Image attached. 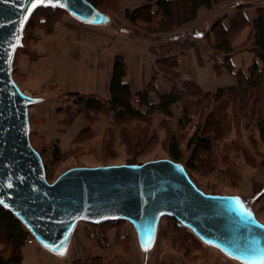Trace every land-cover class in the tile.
<instances>
[{"label": "water", "instance_id": "95a60500", "mask_svg": "<svg viewBox=\"0 0 264 264\" xmlns=\"http://www.w3.org/2000/svg\"><path fill=\"white\" fill-rule=\"evenodd\" d=\"M41 7L64 9L93 26L112 21L89 0H0V204L41 247L62 257L80 220H129L141 250L149 253L161 217L170 216L225 256L242 264H264V223L246 196L202 191L179 160L73 166L54 181L47 179L29 121V106L44 98L22 91L13 77L25 29Z\"/></svg>", "mask_w": 264, "mask_h": 264}, {"label": "rangeland", "instance_id": "374dc122", "mask_svg": "<svg viewBox=\"0 0 264 264\" xmlns=\"http://www.w3.org/2000/svg\"><path fill=\"white\" fill-rule=\"evenodd\" d=\"M99 2L101 8L112 17L109 26L116 30H125L132 35L149 36L155 41L159 40L157 45L175 38L174 36L164 38L162 35L169 31H158L161 27L168 28V23L160 15L155 17L152 24L145 22L134 24L128 18L129 22L121 18L122 13L125 15V11L121 13L119 0H99ZM41 13L35 15L31 26L25 31V46L17 51L13 75L18 81L26 78L18 71L19 57L26 54L33 61L40 58V54L31 49L32 40L40 38L39 32L51 35L56 25L62 23L63 19H75L68 11L62 9V14L50 28V19L44 22L46 18L40 15ZM171 25L173 27V24ZM148 27L150 29L146 30ZM177 29L179 26H174L170 31ZM154 49L150 47V52L160 58L159 53ZM159 58L155 60L153 72L158 66ZM51 88V94L46 97V102L54 107L55 115L59 116V119L63 116V119L58 121V138H47L32 128L30 132L32 145L42 154L46 177L50 182L73 166L140 164L158 158H172L169 145L172 137L175 136L182 154L179 161L184 163L198 188L209 194H243L255 214L257 212L260 219L264 220V214L259 212L258 199L259 194L264 191V187L260 189L263 184L254 190L250 188V183L255 182L254 170L264 162V142L261 141L257 128L258 119L264 117V80L262 88L249 97L235 98L228 95L217 98L212 95H198L175 104L172 116L157 111L147 120L132 119L120 122L110 111L93 115L78 113L70 125L65 124L68 108L74 112L79 107L68 95L72 91L59 90L54 85ZM31 93L36 96L42 94ZM100 97L105 100L108 98ZM32 107L33 105L29 106L30 126L33 124V128L37 130L44 124L45 119L38 118ZM77 119L83 122V126L78 129L76 136L68 137L67 145L62 146L60 136L64 130L62 128L59 130L60 126L68 128ZM196 132L210 135L214 150L210 153H200L195 163L196 169H192L189 163L193 147L189 142ZM56 147L59 149V154L55 152ZM259 189L261 191H258ZM112 221L80 222L74 233L72 254L66 262L68 264H144L148 257L147 264H171L164 257L169 253L181 252L185 255V259L181 261L183 264H196L205 257L207 244L174 217H161L158 240L155 242V249L153 247L149 253L143 252L135 241L133 224L129 220ZM22 225L30 235L26 226L23 223ZM36 244V242H26L25 245L36 246ZM207 247L215 248L211 245ZM9 253V243L0 239V256L7 257ZM48 256L51 257L49 254ZM47 262L48 259L44 258V263Z\"/></svg>", "mask_w": 264, "mask_h": 264}, {"label": "crops", "instance_id": "0c3cea01", "mask_svg": "<svg viewBox=\"0 0 264 264\" xmlns=\"http://www.w3.org/2000/svg\"><path fill=\"white\" fill-rule=\"evenodd\" d=\"M143 3L145 0H119V8L122 13ZM246 4L249 5L244 6ZM157 9L156 6L153 7L154 12H157ZM263 12L264 0H217L211 7H200L196 17L179 26V29L165 32L162 35L164 38L174 36L177 41L189 43L185 51L177 57L181 79L195 82L203 92H214L234 85L236 79L231 72L227 69L217 70V64L224 60V56L214 51L217 38L213 26L220 23L222 29L229 32L231 45L237 49L231 56L234 71L247 73L257 60L250 49L254 36L253 23ZM237 14L245 18L246 24L238 26L235 23L234 18ZM121 18L129 22L123 13ZM39 37L32 40L31 49L40 54V58L33 61L29 55H21L18 59V71L26 78L15 81L22 91L42 93L37 96L45 97V101L32 107L38 118L45 119L44 124L37 130L31 124V128L47 138H58V121L63 119V116L59 119V116L55 115L54 107L46 102V97H49L52 91L51 86H57L59 90L108 97L115 57L124 55L126 62L124 80L130 84L135 95L151 83L153 67L158 57L150 52V47L160 46L157 45L159 40L155 41L149 36L132 35L125 30H116L112 26L88 25L72 18H65L62 23H58L53 34L45 35L39 32ZM170 40L163 41V44ZM154 86L157 92L162 93L170 92L174 84L171 80L158 78ZM82 126L83 122L78 119L68 128L60 126L59 130L61 128L64 130L61 136L59 135L61 145H67L68 137L76 136ZM253 175L255 182L250 183V188L254 190L263 184L260 187L263 189L264 162L254 170ZM258 199L259 212L264 214V191L259 194ZM75 230L65 257L46 250L36 242V246L23 247L21 264H46L44 258L48 259L47 264H68L66 260L72 254ZM205 248L204 259L196 264H240L232 258H226L215 248L207 246ZM164 258L171 264L177 262L183 264L181 261L185 259V255L175 252ZM147 260L148 257L144 264H147Z\"/></svg>", "mask_w": 264, "mask_h": 264}, {"label": "trees", "instance_id": "16d2710c", "mask_svg": "<svg viewBox=\"0 0 264 264\" xmlns=\"http://www.w3.org/2000/svg\"><path fill=\"white\" fill-rule=\"evenodd\" d=\"M93 5L103 12L99 0H89ZM217 0H145V3L134 9H126L125 17L132 23L145 22L152 24L157 15H160L168 28L161 27L158 31H170L174 26H181L193 20L197 15V10L202 7H211ZM104 2V1H103ZM246 4L244 6H247ZM156 6L157 12L153 11ZM45 17L44 22L49 21V27L52 28L55 20L62 14L61 8L41 7L30 19L26 30L31 26L35 15ZM108 13V12H106ZM109 14V13H108ZM238 26L246 24L245 18L237 14L234 18ZM173 24V27L172 25ZM254 36L250 49L256 56V61L249 68L248 72L234 71L231 63V56L237 52L231 45L229 32L222 29L220 23L213 26L217 41L214 51L223 54L224 60L217 64V70L227 69L236 79L232 86L220 88L214 92H203L201 88L193 81L181 79L177 57L183 53L189 46V43L171 39L170 42L155 47L154 51L159 53L160 58L158 66L153 72L151 83L140 92L133 95L130 84L124 80L126 76V62L122 55H116L111 81L109 85V95L105 100L98 95L83 94L79 92H70L68 95L73 98V102L78 105L76 111H70L68 108L65 124L70 125L78 113L93 115L104 111H110L115 114L116 120L125 122L132 119L147 120L155 112H163L167 116H172L173 106L177 103L187 101L198 95H212L217 98L232 95L235 98H246L260 90L264 80V12L254 21ZM150 29L149 27L146 30ZM25 38V36H24ZM23 44L25 46L24 40ZM158 78L171 80L174 84L170 92L159 93L155 90L154 82ZM154 93V95H153ZM135 97V99H134ZM257 128L261 141L264 142V117L261 116L257 122ZM190 146L193 147V154L189 166L196 169L195 163L200 153H210L214 150L213 139L207 133L200 134L196 132L190 139ZM56 154L59 149L56 147ZM169 153L175 160L182 157L181 150L175 136L172 137L169 145ZM108 222H113L108 221ZM105 223V222H103ZM107 223V222H106ZM29 236L22 222L9 210L0 204V239L9 243L10 253L7 257L0 256V264H21L22 249Z\"/></svg>", "mask_w": 264, "mask_h": 264}, {"label": "bare ground", "instance_id": "6f19581e", "mask_svg": "<svg viewBox=\"0 0 264 264\" xmlns=\"http://www.w3.org/2000/svg\"><path fill=\"white\" fill-rule=\"evenodd\" d=\"M17 54V53H16ZM16 58V57H15ZM13 77H14V75H13ZM37 104V103H36ZM36 104H34V105H36ZM33 105V106H34ZM188 171V170H187ZM260 190V189H259ZM258 190V191H259ZM257 191V192H258ZM235 194V193H234ZM256 216H257V218L260 220V221H262L263 223H264V221L263 220H261L260 219V217H259V214L256 212ZM83 220H80V221H78L77 222V225L80 223V222H82ZM78 228V227H77ZM134 228V227H133ZM76 231H77V229H76ZM134 238H135V241H137V233H136V231H135V228H134ZM138 242V241H137ZM206 246H208V244L206 245ZM218 250V252L220 253V250L219 249H217ZM212 251V250H211ZM214 252V251H213ZM225 256V255H224ZM226 258H228L227 256H225ZM235 261V260H234ZM236 262H238V261H236Z\"/></svg>", "mask_w": 264, "mask_h": 264}, {"label": "built area", "instance_id": "2783aa9c", "mask_svg": "<svg viewBox=\"0 0 264 264\" xmlns=\"http://www.w3.org/2000/svg\"><path fill=\"white\" fill-rule=\"evenodd\" d=\"M26 242H29V243H35V238L30 234L26 240Z\"/></svg>", "mask_w": 264, "mask_h": 264}, {"label": "snow or ice", "instance_id": "6c2138e0", "mask_svg": "<svg viewBox=\"0 0 264 264\" xmlns=\"http://www.w3.org/2000/svg\"><path fill=\"white\" fill-rule=\"evenodd\" d=\"M36 2H37V3H42L43 0H36ZM33 6H35V5H33ZM145 250H147V246L145 247ZM60 254H63V252H61Z\"/></svg>", "mask_w": 264, "mask_h": 264}]
</instances>
